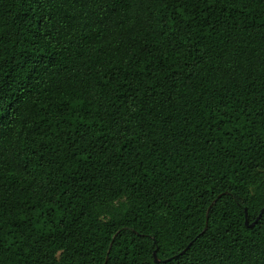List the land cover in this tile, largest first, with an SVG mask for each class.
I'll list each match as a JSON object with an SVG mask.
<instances>
[{
    "label": "trees",
    "instance_id": "16d2710c",
    "mask_svg": "<svg viewBox=\"0 0 264 264\" xmlns=\"http://www.w3.org/2000/svg\"><path fill=\"white\" fill-rule=\"evenodd\" d=\"M0 264H264V0H0Z\"/></svg>",
    "mask_w": 264,
    "mask_h": 264
},
{
    "label": "water",
    "instance_id": "95a60500",
    "mask_svg": "<svg viewBox=\"0 0 264 264\" xmlns=\"http://www.w3.org/2000/svg\"><path fill=\"white\" fill-rule=\"evenodd\" d=\"M246 215V214H245ZM245 222L247 223V220H245ZM252 224H253V222H252ZM154 261L155 262H158L159 260L157 259V257H156V254L154 253Z\"/></svg>",
    "mask_w": 264,
    "mask_h": 264
}]
</instances>
